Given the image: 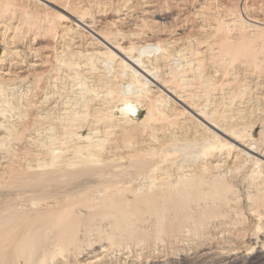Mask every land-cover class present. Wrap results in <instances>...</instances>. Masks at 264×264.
I'll list each match as a JSON object with an SVG mask.
<instances>
[{
    "label": "rangeland",
    "instance_id": "374dc122",
    "mask_svg": "<svg viewBox=\"0 0 264 264\" xmlns=\"http://www.w3.org/2000/svg\"><path fill=\"white\" fill-rule=\"evenodd\" d=\"M260 155L264 0H0V264H248Z\"/></svg>",
    "mask_w": 264,
    "mask_h": 264
},
{
    "label": "bare ground",
    "instance_id": "6f19581e",
    "mask_svg": "<svg viewBox=\"0 0 264 264\" xmlns=\"http://www.w3.org/2000/svg\"><path fill=\"white\" fill-rule=\"evenodd\" d=\"M69 19H71L75 24H76V26H77V23L78 24H80V25H82V27L86 30H88L89 32H90V34H92L94 37H96V38H99L100 40H102L103 42H104V44L108 47V50L111 52V50L112 49H114L115 51H117V52H119L122 56H124V58H126V61H128V65H127V67H129L133 72H135L136 73V75L138 74L139 76H141L142 78H143V81L145 82V84H151V85H153V84H155V83H158L159 84V82H158V80H157V78H156V76L155 75H153V73L150 71V70H147L144 66H143V64H142V62H141V60L140 59H135L134 57H129V56H125V52L123 51V48H121V47H119V46H114V45H112L106 38H104L103 36H101L99 33H97L95 30H93L92 28H91V26H90V24L88 23V22H86V21H84V19H83V17H81V16H79V15H74V14H71L70 13V17L68 18V17H64V22H68L69 21ZM248 23V22H247ZM251 27H254L255 29L256 28H258L259 29V27L261 26V24H260V22L258 21V20H255V19H253V20H251ZM256 31V30H255ZM230 43V42H229ZM246 44V43H245ZM244 45V44H243ZM248 45V44H247ZM247 45H245V46H247ZM110 46V47H109ZM155 45H153V44H150V45H145V46H142V47H140L139 48V52L138 53H140V55L142 56V55H147V54H156L157 52H158V48H155L154 47ZM225 46H228V45H225ZM242 45H239V47H241ZM250 46H252V45H250ZM239 47L237 48V49H239ZM235 48V47H234ZM233 48V50H235ZM225 49H226V47H225ZM228 50H229V46H228ZM231 50V49H230ZM127 52H128V50H127ZM111 54H114L113 53V51H112V53ZM116 55V54H115ZM115 57H117V55L115 56ZM119 58V57H118ZM123 58V59H124ZM122 59V58H121ZM122 59V60H123ZM129 87H130V85H129ZM128 88V87H127ZM165 88V87H164ZM133 89V88H132ZM128 90V89H127ZM129 92V91H128ZM164 92L166 93V95H167V97H168V99H173V97L174 98H176V99H178V101L181 103H184V100L181 98V97H177V95H175V93H174V91H172V90H170V89H166L165 88V90H164ZM184 104H186V103H184ZM186 106H188V109H190V110H193V108L191 107V106H189V105H186ZM203 113H204V111L202 112V111H200V112H194V115L195 116H197V117H199V118H201V119H203L202 120V122H204L206 125H208L209 127H207L210 131L212 130V129H214V130H218V132H220V133H224V134H226L225 133V131H223V129H221L220 127H218L216 124H214V122H211V121H209L210 119H206L204 116H203ZM207 116V115H206ZM201 122V121H200ZM211 132H213V130L211 131ZM215 133V132H214ZM229 135V134H228ZM225 136V135H224ZM230 137V136H229ZM238 137V136H237ZM92 140V139H91ZM232 140L233 141H235L236 143H239V140H238V138H236V137H232ZM231 140V141H232ZM232 145V144H231ZM241 145V144H240ZM235 146V145H234ZM243 146V148L245 149L244 151H246L247 153H248V155H257L258 153L255 151V147L253 146V144H249V145H242ZM236 147H240V146H236ZM242 148V149H243ZM241 149V148H240ZM259 155V154H258ZM260 158H262V159H264V157L262 156V155H260ZM55 162V161H54ZM259 162H262V160H260ZM71 165V164H70ZM80 166V165H79ZM113 168V167H112ZM123 168V167H122ZM154 169V168H153ZM110 171V170H109ZM120 171V170H119ZM156 171V170H155ZM153 172V171H152ZM99 173V172H98ZM104 173V172H103ZM105 173H108V172H105ZM120 173V172H119ZM101 174V173H100ZM99 174V175H100ZM75 175V174H74ZM102 175V174H101ZM100 175V176H101ZM126 175V174H125ZM185 175V174H184ZM123 177H124V175H122ZM194 176V175H193ZM152 179V178H151ZM41 182H47L46 181V178H45V180H43V179H41L40 180ZM48 181H50V182H52V180H49L48 179ZM201 181H202V179H201ZM205 181V180H204ZM60 182V181H59ZM74 182V181H73ZM90 182V181H89ZM183 182V181H182ZM47 185V184H46ZM76 185V184H75ZM79 185V184H78ZM116 185V184H115ZM130 185V184H129ZM164 185V184H163ZM189 185V184H188ZM34 186V185H33ZM200 186V185H199ZM27 187V186H26ZM79 187H81V186H79ZM189 187H190V185H189ZM198 187V186H197ZM55 188V187H54ZM187 188V187H186ZM85 189V188H84ZM114 189V188H113ZM172 189V188H171ZM194 189H195V187H194ZM107 191V190H106ZM196 192V191H195ZM48 193V192H47ZM198 193V192H197ZM53 194V193H52ZM70 194V193H69ZM44 195V194H43ZM45 195H46V193H45ZM54 195V194H53ZM75 195V194H74ZM166 195H167V193H166ZM207 195V194H206ZM62 196H63V194H62ZM43 197V196H42ZM50 197H52L51 195H50ZM58 197H60V196H58ZM182 200V199H181ZM108 201V200H107ZM105 202V201H104ZM109 202H111V200L109 201ZM107 204H108V202H107ZM111 205V204H110ZM110 207V206H109ZM67 210V209H66ZM70 211H71V209H70ZM72 212V211H71ZM61 213V212H60ZM64 213H65V211H64ZM66 213L67 214H69L67 211H66ZM64 216V215H63ZM62 215H61V217H62V219L61 220H59V222H65V218L63 217ZM67 216V215H66ZM70 216V215H69ZM61 217H59V218H61ZM58 218V219H59ZM39 219V218H38ZM49 219V218H48ZM54 219V218H53ZM58 219L57 218H55V220L56 221H54V220H52L53 221V224L54 223H57V221H58ZM6 221H8V220H6ZM67 221V220H66ZM47 225H49V224H47ZM57 225V224H56ZM58 225H60V224H58ZM1 226V225H0ZM60 227H61V225H60ZM70 228V227H69ZM72 228V227H71ZM9 229V228H8ZM69 230V229H68ZM63 231V230H62ZM69 232V231H68ZM65 233V232H64ZM59 237V236H58ZM65 237V236H64ZM261 246V245H260ZM259 245H258V242L256 243V245H255V247H253L252 248V251L249 253V254H247V255H249L248 257H246V260H248V264H264V247H260ZM237 258V257H236ZM234 260V259H233ZM237 260V259H236ZM235 260V261H236ZM90 263V262H89Z\"/></svg>",
    "mask_w": 264,
    "mask_h": 264
}]
</instances>
